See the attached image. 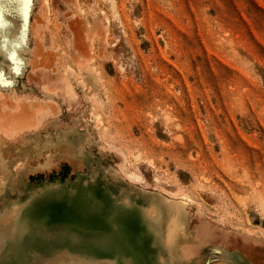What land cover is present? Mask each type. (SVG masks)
<instances>
[{"label":"rangeland","instance_id":"rangeland-1","mask_svg":"<svg viewBox=\"0 0 264 264\" xmlns=\"http://www.w3.org/2000/svg\"><path fill=\"white\" fill-rule=\"evenodd\" d=\"M27 11L28 62L0 88V141L48 138L52 163H29L0 195V263L24 245L15 203L16 217L37 211L26 264H126L123 226L136 264H264V0H31ZM74 190L95 192L99 221L43 214L42 194L56 204ZM166 199L185 213L170 252Z\"/></svg>","mask_w":264,"mask_h":264},{"label":"bare ground","instance_id":"bare-ground-1","mask_svg":"<svg viewBox=\"0 0 264 264\" xmlns=\"http://www.w3.org/2000/svg\"><path fill=\"white\" fill-rule=\"evenodd\" d=\"M9 23L12 25L11 27H8ZM25 36V31H21V24L15 23L14 21H5L4 26L0 27V70L3 72V76L0 77V88L14 85L17 82V78L24 74V70L28 62L27 54L29 52V45ZM13 56L15 58L14 60L12 59ZM13 68H15L16 71H13ZM91 83L96 84V80L93 78ZM46 139V141L41 143L40 141H35V139L28 136H24L20 138L17 146L12 149L8 147L7 144L0 141V195L3 193L4 189L15 191V186H17V182L19 181L18 173L23 170H27L29 168V163H34L35 161V164L40 165V163H43L47 166L52 163V154L49 150V152L46 150L50 141L48 138ZM78 157L79 156H77V158ZM39 158H41L42 161H39ZM18 163L20 164V168L16 171V173H13L11 171L13 164ZM61 190L63 191L62 194H64V189L61 188ZM94 193L95 192H93L89 198H86L87 201L83 199V197L79 198L78 192L75 190L65 196L58 194L56 204L47 202L49 197L48 192L46 194H42V196L47 195L45 196L47 197V200L45 202V211L43 214H46V211H48V213L60 211V213L68 215L71 220L72 218L80 220L81 217L88 215L90 217L87 223L92 225L99 221L100 218V216L96 217L92 214V212L99 206V202H96L95 200L96 198ZM29 196H32V194ZM164 207L167 209L168 213L171 214V220L166 228L167 231L164 239V246L168 252H170L172 251L176 239L182 231V221L184 220L185 213L182 203L170 199L165 200ZM12 208L13 209L9 211L11 221L14 219L12 224L20 234H25V236L22 238L23 240H21L24 245L20 247L19 252H15L12 255L10 258V264H26L27 260L31 257L33 258L37 252V246H32L31 244L33 241L32 232L31 229L28 228V224L31 221L30 219H32L33 213L36 214L37 211L33 210V212H29L26 209L22 211V216L19 218V216L16 217L17 208L15 203H13ZM1 215L2 213L0 212V216ZM49 215L52 217L51 214ZM56 215L61 216V214ZM142 217L145 219L144 221L147 223V227L152 228L151 223L155 221L156 215L150 210L145 209ZM45 221L51 220L46 218ZM125 223H129V220L126 219ZM128 229L129 228L123 226L121 234L123 237L126 235L130 238H128V240L124 238L123 246H118L117 248L122 252V256L124 258L125 254L128 256H126V264H136L135 261L138 256L134 253L133 246L135 244ZM64 237H69V235ZM46 239L48 240V238ZM24 246L26 247L23 248Z\"/></svg>","mask_w":264,"mask_h":264},{"label":"snow or ice","instance_id":"snow-or-ice-1","mask_svg":"<svg viewBox=\"0 0 264 264\" xmlns=\"http://www.w3.org/2000/svg\"><path fill=\"white\" fill-rule=\"evenodd\" d=\"M31 0H2L0 2V27H3L5 24V12L9 16L14 14H19V18L22 21L21 24V31L24 30V27L26 26L27 19H28V6L30 4ZM12 25L9 23L8 27H11ZM14 60V56L12 57ZM13 71H16L15 68H13ZM3 76L2 70H0V77Z\"/></svg>","mask_w":264,"mask_h":264}]
</instances>
